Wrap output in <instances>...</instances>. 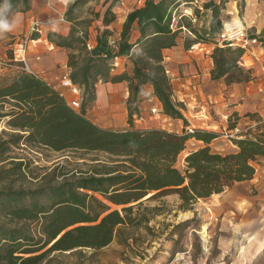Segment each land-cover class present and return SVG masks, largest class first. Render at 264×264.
Returning <instances> with one entry per match:
<instances>
[{
  "label": "trees",
  "instance_id": "16d2710c",
  "mask_svg": "<svg viewBox=\"0 0 264 264\" xmlns=\"http://www.w3.org/2000/svg\"><path fill=\"white\" fill-rule=\"evenodd\" d=\"M118 1L111 0L98 16L103 27L98 28L91 50L85 44L88 27L79 28L83 21L74 22L71 17L75 4L66 12L67 20L71 21L69 33L49 31L47 39L67 50L70 78L84 89L85 98H94L92 89L97 82H127L126 129L98 126L85 116V106L80 111L73 110L58 90L34 74L19 70L0 74V120L7 117L8 129L2 130L8 137L0 138V163L6 161L0 164V180L3 174H14L18 179L26 175L24 157L1 158L11 146L97 152L103 157L90 159L86 168L61 172L62 180L58 183L49 181L50 184H41L34 190L0 189L1 214L18 222L13 226L0 222V264H82L87 259L91 260L87 264H93L98 251L119 238L123 226L143 224L150 229L149 219L163 213V197L176 194L179 209H192L198 199L250 180L255 163L264 159V116L258 112L245 114L249 123L230 138L237 149L228 152L211 149L209 143L218 136L215 131L195 128L193 132L178 133L155 127L141 129L134 122L141 117L139 97L144 84L152 86L163 113L185 122L184 104L175 95L162 53L163 48L175 44L182 27L193 34L184 44L187 49L197 42L214 43L210 53L211 79L229 85L254 78L253 69L243 64L244 48L218 45L215 41L222 23L220 10L228 0L203 3V8L211 12L205 24L195 9L193 13L198 18L195 24L177 13L183 1L192 0H144L142 6L127 13L116 35L108 25L116 18L112 8ZM240 1L242 9L244 0ZM4 2L0 0V4ZM10 3L5 17L30 8V0H10ZM134 25L140 34L132 41ZM36 37L38 34L32 36ZM250 37L261 41L264 47L260 36ZM109 38H114L113 46ZM116 56L129 60L130 73H112ZM230 116L227 127L233 129L240 116L237 112ZM190 138L202 141L203 145L190 150L179 168L177 158ZM41 197L48 204L41 202ZM151 201L159 204L148 206ZM139 210L142 214H138ZM28 221L39 223L37 235L26 228Z\"/></svg>",
  "mask_w": 264,
  "mask_h": 264
},
{
  "label": "crops",
  "instance_id": "0c3cea01",
  "mask_svg": "<svg viewBox=\"0 0 264 264\" xmlns=\"http://www.w3.org/2000/svg\"><path fill=\"white\" fill-rule=\"evenodd\" d=\"M82 1L86 2L87 0H81V2ZM91 1L88 0V3H91ZM95 1L96 0H94V2ZM110 1L111 0H108L106 3L108 4ZM207 1L209 0H199V4L190 2V6L186 8L192 10V7H197L200 9L201 13L205 11L206 16L210 19V10L200 5V3ZM211 1L215 3L220 2V0ZM254 1L255 0H245L244 21L247 26L254 27L256 33L264 32V21L260 19L255 20L257 9L253 8ZM78 2L80 3V0H53L54 6L64 13L65 10H68L74 4L77 5ZM229 2L231 4L233 0H228L225 3V7L220 10L221 21H224L222 16H225L228 10L232 15L235 14ZM182 3H184V1ZM142 5L143 4L135 5V0H123V4L113 6L112 10L116 14V18L108 25L109 28L112 29L116 35H119L127 13L134 7ZM228 7H230L231 10L228 9ZM32 15L44 20L55 16L54 12L48 8L46 0H30V8L28 10L12 14L10 18L11 33L21 31L25 26L27 27V22ZM207 22H209V20ZM70 25L71 21L66 18L65 22L56 21L54 24L44 27L42 33L38 34V37L33 38V44L30 45L28 50V62L34 67L35 74L58 91L62 90L60 85L62 74L65 72L70 73L67 66V50L57 47L49 41L47 39V33L49 31H55L62 35H67L70 30ZM96 32L97 31L92 27L88 29V39L92 41L94 45L96 44ZM139 34L138 27L134 25L131 32V40L134 41ZM191 38V35L185 30H182L178 33L173 46L162 49L164 57L163 62L167 70H169V76L176 97L179 100L185 98L186 106L185 109L182 110L185 122L182 119L171 118L163 113L158 116L151 115L147 107V101L153 102L152 106L156 105L160 108L161 103L158 98L153 95L152 86L150 84H144L141 87V96L143 93H146L148 97L141 100L139 103L141 117L134 121L135 126L141 129L153 127L163 128L178 133L185 132L188 126L202 129L208 128L211 131H216L211 127L212 125L209 121L211 117L210 113L202 114V111L206 109V106L207 108L209 107L207 105L209 103H212V108L220 110V106L225 103L223 102L224 96L228 97L226 100L231 103V111H236L239 116L242 115L240 109H242L241 107L244 105L236 103L235 99L238 97H246V101L249 102L247 106L248 109H246L243 114L245 118L248 119V117L245 116L247 112H258L260 115L264 116V65H260L259 63V53L264 54V49H262L264 47H261L258 52H254L253 48L250 55L246 56L244 53L243 56L244 65L253 69L254 78L248 82L227 85L223 80L211 79L210 71L213 67V63L210 53L213 45L211 43L205 45L207 50L206 53L199 50H190L189 48L187 49L184 44L187 39ZM245 56L247 57L246 60ZM261 58L264 59V56H261ZM256 59L259 61H256ZM119 63L120 67L112 71V73L115 74L123 71L128 73L131 72V66L126 57H121ZM257 64H259V67ZM190 84H196L195 89L190 88ZM92 90L94 94L92 106L85 107V116L93 123L103 128L115 130L126 129L128 127V113L126 107V99L128 96L127 82H97ZM68 97L69 95L67 94V98ZM196 105H201V107H203L202 111L194 109L192 113L191 109L195 108ZM157 117L160 118L157 120ZM198 118L201 121H198ZM165 122L167 123L165 124ZM246 123H249V119ZM218 138L219 136L214 138L209 145L213 151L223 152V148L218 147L220 146V144L217 143ZM202 145V141L190 138L186 143V148L182 151V161L184 162V157L190 150ZM231 146L234 148L232 151L237 149L236 145L233 143ZM248 187L254 188L257 193L253 195L242 194L243 189ZM200 201L204 204L211 203L216 205L214 210L219 214L223 211L222 218H227V211L225 212L226 205L228 204L231 206V212L235 214L237 219L235 224H241L247 227L243 229L244 231L241 233L247 235L245 246L248 247L249 250H254L256 252L261 251L262 259H264V159L255 163V173L250 180L235 183L232 187L220 193L212 194L208 198L200 199ZM217 205H221L220 210V207Z\"/></svg>",
  "mask_w": 264,
  "mask_h": 264
},
{
  "label": "rangeland",
  "instance_id": "374dc122",
  "mask_svg": "<svg viewBox=\"0 0 264 264\" xmlns=\"http://www.w3.org/2000/svg\"><path fill=\"white\" fill-rule=\"evenodd\" d=\"M107 1L108 0H96L94 2V0H92L91 3H88L87 0L86 2H78L71 13V17L74 18L73 21H83L81 26L78 27L81 29L88 27L87 32L90 27L97 31L98 28L103 27L98 20V16L105 10ZM255 1L253 2V8L257 9L255 20L260 19L264 21V0ZM240 2V0H233L231 4L229 2L235 14L232 15L228 10V13L222 16V19L225 21L237 15L247 27V34L249 36L252 34L264 39V32L256 33L254 27L246 25L244 21V9L246 4L244 3L243 9H241L239 6ZM189 3L180 4L177 13L182 14L184 9L190 6ZM203 3L204 2L200 3L201 7H203ZM120 4L119 1L116 3V5ZM0 6L3 5L0 4ZM193 9L197 10V16L200 18L202 24H205L209 20L205 11L201 13L199 8L192 7V10ZM228 9H230V7H228ZM66 12L67 10H65V14ZM11 16L12 14L4 17L9 25L11 24ZM28 22L27 27L25 26L21 31L15 33H11V31L7 30L0 31V74L7 70H12L14 72L18 70L23 71L12 62L11 54L15 40L17 38H22L27 33ZM86 22H89L90 25L87 26ZM32 44L31 42L30 45ZM261 47L262 43L259 40L254 43H249L245 48L246 56L251 54L253 48L254 52H258ZM246 56L245 60L247 59ZM261 56H264V54L259 53L260 61L257 59L256 61H259L260 65H264V59H262ZM242 61L244 62L243 58ZM28 63L34 75H36L35 69H33L34 67L30 62ZM257 65L259 67V64ZM147 97L146 93H143L142 96L140 94L139 100L146 99ZM227 98L228 97L224 96L223 102L225 103L220 106V110L212 108V103L207 104L209 107L207 108L206 106L204 111H202L203 107H201V105H196L195 108L191 109L192 113L194 109L202 111V114L210 113L211 117L209 121L212 125L211 127H213L212 129L216 130L215 132H217L219 136L217 143L220 144L218 147L223 148V152L234 150L233 146H231L233 142L227 136V124L228 117L236 111H231V103L226 100ZM246 99V97H238L235 99L237 104L240 103L244 105L241 107L242 109H240L242 115H240L237 123V126L240 128H244L248 124L246 123L248 119L243 115L246 109H248L247 106L249 104ZM152 103L153 102L147 101L148 110H150ZM82 106L91 107L92 100L84 98ZM230 117L233 121V117ZM159 118L160 117H157V120ZM6 120L7 117L0 120V138L3 139L8 137L5 133H2V130H8L5 124ZM198 121L201 120L198 118ZM166 123L167 122H165V124ZM204 129L210 130L208 128ZM182 155L183 152L179 154L176 161V166L179 168H182L183 164ZM6 156L24 157L27 162V169H25V177L20 179L14 174H3V178L0 180V189L3 190H34L41 184L46 185L51 182L58 183L62 180L61 172H71L75 168H86L87 163L91 162L90 159L103 158L102 155L97 152L83 153L82 151L76 150L54 151L46 147L38 148L29 145L21 148L11 146L1 155V158ZM80 157L84 158L81 159ZM5 163L6 161L0 164L3 165ZM36 176L38 179L34 178ZM244 193L246 195H253L257 193V191L252 187H248L243 189L242 194ZM162 200L164 202L163 213L156 214L149 219L147 224L151 227L150 229H147L143 224L123 226L119 238L116 237L109 245L100 249L93 258V264H264L261 251L256 252L254 250H249L248 247L245 246L247 235L241 233L244 231L243 229L247 227L241 224H235V221H237L236 216L231 212L232 207L227 203L225 209V212L227 211V218H222L223 211L221 214L216 213L214 210L216 205L211 203L204 204L200 199L194 203L192 209L187 210L178 208L179 199L176 194L167 195L163 197ZM40 201L48 204L45 197H41ZM156 204L159 203H157V201H151L147 205L153 206ZM217 206L220 207V210L221 205ZM112 208H120V206L112 205ZM142 212V210H139L138 214H142ZM146 215L150 216L148 212H146ZM0 222L12 226L18 223L12 221L11 218L3 216L1 212ZM182 222H186V224L182 225ZM25 224L31 234H38L39 223L37 221H28ZM86 252L89 254L90 251L87 250ZM88 261L91 260L87 259L86 263L84 262L82 264H87Z\"/></svg>",
  "mask_w": 264,
  "mask_h": 264
},
{
  "label": "built area",
  "instance_id": "2783aa9c",
  "mask_svg": "<svg viewBox=\"0 0 264 264\" xmlns=\"http://www.w3.org/2000/svg\"><path fill=\"white\" fill-rule=\"evenodd\" d=\"M121 4H123V0H119ZM144 0H135V5H140L143 4ZM191 3L199 4V0H192ZM46 4L48 8L54 12L55 16L53 18H48L46 20L37 17L35 15H32L29 18L28 22V29L27 33L22 37V38H17L14 42V46L12 49V56L11 60L12 62L20 69L29 73H33L32 69L29 66L28 63V50L30 47V43L34 41L32 36L34 34H40L42 33L44 27L50 26L54 24L56 21L57 22H65L66 21V16L64 12L59 11L53 4V0H46ZM186 16L191 23L195 24L198 21L197 16L193 13V10H190L188 8H185L182 14ZM175 17L173 18V22L175 21ZM183 30H185L189 35L193 36L192 32L189 31L187 28L182 27ZM252 35V34H251ZM215 41L217 42L218 45H224V44H229V45H235V46H240L242 48H246V46L249 43H254L257 41L256 38H252L247 34V27L245 26L244 22L242 21L241 18H239L237 15L235 17H232L228 20L222 21L221 27L216 35ZM86 44V49L91 50L94 47V44L92 41L87 39L85 41ZM109 44L111 46L114 45V38H109ZM206 42H197L195 44H192L189 49L190 50H199L203 52H207L205 45ZM214 46V43H211ZM123 58V56H116L114 57L112 61V69L111 71L117 70L120 66L119 59ZM167 74H169V70H166ZM60 85L62 87L61 91H58L60 96L64 98L66 104L71 107L75 111H80L82 107V102L83 99L85 98L86 94L84 92V89L75 83L71 78L68 72H65L62 74L60 78ZM196 84H190V88H194ZM192 86V87H191ZM67 94L69 97L67 98ZM178 99V98H177ZM179 100V99H178ZM184 104V109H185V98L179 100ZM183 109V110H184ZM150 113L151 114H157L160 115L163 113L160 107L153 105L150 106ZM204 111V110H203ZM165 114V113H163ZM136 119H140L136 118ZM135 119V120H136ZM195 128L193 126H188L186 128V131L188 132H193ZM241 131V128L236 126L233 129H228V134L227 136L229 138L235 137L239 132Z\"/></svg>",
  "mask_w": 264,
  "mask_h": 264
},
{
  "label": "clouds",
  "instance_id": "9594fccd",
  "mask_svg": "<svg viewBox=\"0 0 264 264\" xmlns=\"http://www.w3.org/2000/svg\"><path fill=\"white\" fill-rule=\"evenodd\" d=\"M11 3L10 0H5L3 6H0V31H11L10 25L4 19L6 13L10 10Z\"/></svg>",
  "mask_w": 264,
  "mask_h": 264
}]
</instances>
